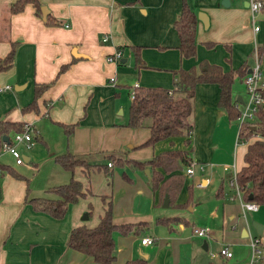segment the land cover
Listing matches in <instances>:
<instances>
[{"label":"crops","instance_id":"crops-1","mask_svg":"<svg viewBox=\"0 0 264 264\" xmlns=\"http://www.w3.org/2000/svg\"><path fill=\"white\" fill-rule=\"evenodd\" d=\"M11 1L0 0V56H5L16 43L12 65L0 70V81L12 85V88L0 90V119L31 123L37 130L36 139L41 140H44V136L40 127L44 129L49 121L76 122L70 134L75 141L73 152L91 162L95 161L78 152L80 148L76 143L91 130L104 131L109 139L118 128L129 129L125 127L131 126L127 124L128 119L119 116L126 104L121 95L125 90L130 92L135 80L140 85L173 88L178 78L175 69L198 66L204 59L220 64L225 70L246 63L248 72L258 58L264 72V7L256 14L255 22L259 28L254 29L249 0H229V4H223L222 0H187L198 18L197 52L188 57L181 54L178 47L180 37L174 26L183 0H41L49 7L46 18L42 9H37L32 2L12 12ZM200 10L206 11L209 16L207 25L198 17ZM106 35L108 38L104 39ZM134 44L141 45V63L135 60ZM117 48L123 49L122 59L125 57V61L109 59ZM130 54L132 59L128 62ZM63 65L66 67L61 70ZM112 76L115 81L111 80ZM236 76L244 82V76ZM46 82L50 84L37 97V107L27 108L35 98V84ZM232 95L241 108L248 99L247 86L241 92L233 82ZM219 98L220 86L217 82H198L191 113L192 133L170 137H179L174 146L189 149L194 160L210 168V174L201 183L198 182V186L212 180L218 167L227 179H231L233 164L237 171L246 164L248 144L262 138L258 133L241 140L239 118H230L220 105ZM135 127L138 128L137 134L127 136L121 149L104 152L105 158L108 153L117 152V156L147 159L166 146L162 141L140 145L149 136L150 128L146 125ZM10 134L12 136L13 131ZM174 146L163 149L176 148ZM7 154L14 159L10 153ZM25 158L31 160L28 155ZM0 164L3 167L0 172V264H97L93 256L67 244L70 229L80 223L76 216L69 217L66 212L63 217H56L34 208L28 200L35 196L30 194L29 177L18 168V164ZM3 164H10L25 174L28 180L14 175ZM186 167H183V171H186ZM146 168H149V172ZM146 168L143 169L150 184L151 171L150 167ZM49 186H46V192ZM191 186H188L189 192L193 188ZM229 190L233 192L225 193L228 195L227 208L232 220L239 217L238 212L234 211L241 208L246 224L250 221L249 216L263 225L261 233L253 223L255 230L243 227L240 234L242 237L259 236L264 244V203H259L257 209L243 208L235 185L231 184ZM177 194L171 197L168 193L164 196L159 193L160 204L166 207L191 203L190 195L186 200L179 201ZM166 195L169 196L168 205L164 204ZM183 217L189 222L186 216ZM114 220L118 223L139 222ZM160 221L174 230L188 224ZM194 227L193 234L202 237L194 232ZM148 228L147 224L136 232L143 229V234L155 236ZM157 241L155 236L153 243ZM150 244L141 241L142 246ZM248 244L251 246L250 241ZM203 246H208L206 239ZM121 250L122 247L117 248L118 260L115 259L112 264H124L125 259L149 255L143 250L138 255H121Z\"/></svg>","mask_w":264,"mask_h":264},{"label":"trees","instance_id":"trees-1","mask_svg":"<svg viewBox=\"0 0 264 264\" xmlns=\"http://www.w3.org/2000/svg\"><path fill=\"white\" fill-rule=\"evenodd\" d=\"M28 2H32L37 9L41 10V0H13L10 4L12 12L19 11ZM197 12L187 0H183L179 16L174 20V26L180 37L179 49L183 56H193L197 52ZM48 21V20H47ZM213 42H209L212 44ZM135 60L141 63V45H132ZM16 52V43L5 56H0V70L12 65ZM66 65H63V70ZM248 65L241 64L237 68L225 70L220 64L201 60L198 66L190 68L181 67L175 69L178 78L175 80L176 87L170 88L162 85H138L134 98L129 105L128 125L143 126L150 128V134L140 145L154 144L158 140L177 135H190L193 131L191 113L193 110V97L198 82L215 81L220 86V105L226 109L230 118H239L241 108L232 95V85L236 75L244 76ZM50 82L35 84V98L27 105V108L37 107V97ZM264 95V81L260 87ZM178 93H181L180 95ZM65 129L68 136L73 132L76 122L58 121ZM24 121L0 119V141L3 135H11L17 130L24 128ZM36 130V128H35ZM264 133V107L261 102L255 111L253 119H245L239 125V138L248 139L254 134ZM39 138V135L37 136ZM187 143L189 138H187ZM107 161L91 162L83 156L77 155L71 150L57 154L55 158L67 169L71 170L72 176L66 182L50 185L47 191L55 195H35L28 198L32 206L44 210L56 217H63L71 202L78 201L81 197L99 195L102 201V212L97 223L89 224L80 222L70 229L67 244L94 257L97 264H112L117 257V244L114 236L115 229L123 232L138 231L134 223H118L114 220L113 194L112 191L98 192L91 183V175L98 170H104L108 177V184L112 183V169L108 163H128L133 168L150 167L149 181L152 187L160 195H176L183 185L186 171L183 167L190 164L192 156L187 148L164 149L147 159L122 158L110 152L106 155ZM246 164L237 171V183L242 191L243 198L264 203V138H256L248 144L245 152ZM2 166V165H1ZM8 170L18 177H28L10 164H3ZM80 170L84 178L75 173ZM123 175L131 179V176L123 171ZM231 178V177H230ZM192 188V186H191ZM219 193H222V186ZM91 209L89 210V213ZM167 222L168 217L160 218ZM145 223L146 221H139ZM140 226V224H139ZM261 245L264 244L261 242ZM146 256L128 258L124 264H147Z\"/></svg>","mask_w":264,"mask_h":264},{"label":"rangeland","instance_id":"rangeland-1","mask_svg":"<svg viewBox=\"0 0 264 264\" xmlns=\"http://www.w3.org/2000/svg\"><path fill=\"white\" fill-rule=\"evenodd\" d=\"M127 55L128 53L125 56ZM130 58L132 59L131 54L128 62ZM234 82L235 86L241 92H244L246 86L240 80V77L236 76ZM121 98L126 104L119 116L126 120L129 119L130 92L127 93L125 90L122 92ZM125 127L129 129H121L120 127L109 139H107L104 131L91 130L89 133H85L82 140L76 143L77 148H80L78 152L85 154L95 162L107 161L109 157L105 158L104 152L121 149L124 146H122L123 140L127 136L131 137L137 134V127ZM40 130L43 133L44 140L36 139L37 130H34L33 144L30 147L23 143L18 144L22 154L31 157V160L25 158L23 163L18 164V168L29 177L30 194L55 195V193L49 194V192H46V186L66 182L72 176L71 170L65 168L55 156L63 151L75 150V141L73 135L68 137L58 121L51 120L44 125V129L40 127ZM158 141H162V144L166 143V146L161 148L162 151L164 150L163 148L176 145L179 137L174 139L166 137ZM141 154H144V152ZM0 162L15 163L14 159L7 153L0 155ZM206 167L205 165V173L203 174L198 167L194 174L186 173L184 185L176 196L181 201L186 200L188 195H190L191 203L187 206L170 204L166 207L160 204L159 193L152 187L151 183L149 184L146 172L142 168H133L128 163L118 164L114 162L110 165L112 169L111 185L108 184L110 175L106 174L104 170L93 172L90 178L95 190L98 192L112 191L114 218L117 221L132 220L137 222L148 220V231L153 233L158 239L157 243L142 246L141 238L146 235L143 234V229L139 232L134 230L123 232L117 228L114 231V236L117 248L120 249L122 247L119 254L135 253L138 255L141 254L140 250L146 251L149 253L146 256L148 259L147 264H156L158 262L160 264H249L252 256V246L248 244L250 236L242 237L240 232L243 227H250L251 230H255L253 222L257 220L255 218L250 219L248 216L250 221L246 224V217L241 208H237L234 211L235 213L238 212L239 217L235 218V221L232 220L230 211L227 208L228 195L225 193L226 191L233 192V190H229L232 183L230 182L231 179H227L225 173L219 167L216 168L217 171L213 174L212 180L205 185L198 186V182H202L203 178L210 174V168ZM123 171H126L131 176V179L124 176ZM75 174L84 178L80 170H77ZM190 184L193 186L191 192L188 189ZM221 186L223 195L218 192ZM90 209L91 212L89 213ZM67 212L69 217L76 216L78 222L86 221L89 224H95L98 222L102 212L101 197L97 194L81 197L78 201L69 204ZM86 212L89 216L83 218L82 216ZM176 213L186 216L189 222ZM164 216H168L170 222H188V224L182 228L178 226L175 230L174 228L170 229L167 223L160 221V217ZM125 223L132 224L133 222ZM147 224L137 222L132 225L139 229ZM196 225L209 226V235L205 237L194 235L193 227ZM205 239L208 241L206 248L203 246ZM223 245L232 247V256L226 257L220 254ZM116 260H118V257ZM262 260L264 263V257Z\"/></svg>","mask_w":264,"mask_h":264},{"label":"built area","instance_id":"built-area-1","mask_svg":"<svg viewBox=\"0 0 264 264\" xmlns=\"http://www.w3.org/2000/svg\"><path fill=\"white\" fill-rule=\"evenodd\" d=\"M249 6L251 9V15H252V21L254 23V29H258L259 25L256 24V14L258 11H260L264 7V0H249ZM108 36L106 35L104 39H107ZM124 55L123 49L117 48L112 54L109 55V59L113 61H119L122 59ZM263 77L264 72L260 66L259 59L257 58L254 65L251 66V70L246 73L244 76V82L247 86L248 91V99L241 107V115L239 116L240 122L245 119H253L255 117V111L257 109V106L264 101V95L261 93L260 87L263 84ZM111 80L115 81V77L112 76ZM140 85L139 81L136 80L131 88H130V96L131 98H134L136 93V87ZM12 88V85L10 83H3L0 81V90L3 89H9ZM35 130V127L29 123L26 122L24 124V128L22 130H17L13 133L12 136L9 137V139H1L0 141V155L4 153H10L14 157L15 164H20L25 161V155L22 154L21 149L18 147V144L23 143L27 147H30L33 144V131ZM260 137L264 138V133L259 134ZM109 165H112V161H108ZM234 167L232 169V177L231 182L233 185H235L237 189V193L241 197V204L243 208H249V209H257L259 206V203L253 201V200H246L242 198L241 195V189L239 184L237 183V168L236 165L233 164ZM199 168L201 172H204L205 170V163L198 162L194 159L190 162V164L186 167V173L192 174L195 172L196 168ZM226 168H228V165H225ZM3 167L0 164V172H2ZM201 183V181L199 182ZM194 232L201 236H207L210 232L209 226H200L197 225L194 227ZM155 240V236L151 234H146L141 238L142 243L149 244L153 243ZM250 244L252 246V256L250 259L249 264H264L262 258L264 257V246L261 245V241L259 236H251L250 237ZM221 254H224L227 257H230L233 255L232 247L229 245H223L221 250Z\"/></svg>","mask_w":264,"mask_h":264},{"label":"water","instance_id":"water-1","mask_svg":"<svg viewBox=\"0 0 264 264\" xmlns=\"http://www.w3.org/2000/svg\"><path fill=\"white\" fill-rule=\"evenodd\" d=\"M222 3L223 4H229V0H222ZM41 9H42L43 17L46 18L47 14L49 12V7L46 4H42ZM198 17L200 19H202L206 25L209 23V16H208L206 11L200 10L198 12ZM122 60L125 61L126 58L124 57ZM3 139H9V135H7V134L3 135ZM146 171L149 172V168H146ZM0 197H1V189H0ZM164 204L165 205L169 204V196L168 195L165 196ZM88 216H89V214L86 212L82 217L85 218ZM253 223H254L255 227H257L258 231L261 233L263 230V225L258 221H254ZM245 234H246V232H245Z\"/></svg>","mask_w":264,"mask_h":264}]
</instances>
